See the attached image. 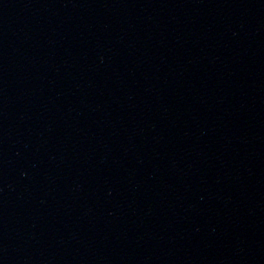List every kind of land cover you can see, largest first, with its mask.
I'll use <instances>...</instances> for the list:
<instances>
[{"label": "water", "instance_id": "obj_1", "mask_svg": "<svg viewBox=\"0 0 264 264\" xmlns=\"http://www.w3.org/2000/svg\"><path fill=\"white\" fill-rule=\"evenodd\" d=\"M0 264H264V0H0Z\"/></svg>", "mask_w": 264, "mask_h": 264}]
</instances>
